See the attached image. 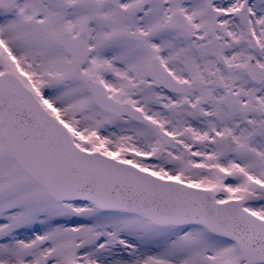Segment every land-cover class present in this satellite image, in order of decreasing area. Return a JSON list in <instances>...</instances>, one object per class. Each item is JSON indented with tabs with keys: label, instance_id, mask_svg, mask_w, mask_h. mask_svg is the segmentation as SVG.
Segmentation results:
<instances>
[{
	"label": "snow or ice",
	"instance_id": "obj_1",
	"mask_svg": "<svg viewBox=\"0 0 264 264\" xmlns=\"http://www.w3.org/2000/svg\"><path fill=\"white\" fill-rule=\"evenodd\" d=\"M0 264H264V0H0Z\"/></svg>",
	"mask_w": 264,
	"mask_h": 264
}]
</instances>
